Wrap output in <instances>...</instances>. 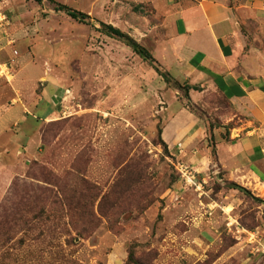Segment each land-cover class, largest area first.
I'll return each mask as SVG.
<instances>
[{
	"label": "rangeland",
	"instance_id": "rangeland-1",
	"mask_svg": "<svg viewBox=\"0 0 264 264\" xmlns=\"http://www.w3.org/2000/svg\"><path fill=\"white\" fill-rule=\"evenodd\" d=\"M0 24V264H264L258 182H186L159 133L192 105L103 26L149 50L153 0H0Z\"/></svg>",
	"mask_w": 264,
	"mask_h": 264
},
{
	"label": "crops",
	"instance_id": "crops-1",
	"mask_svg": "<svg viewBox=\"0 0 264 264\" xmlns=\"http://www.w3.org/2000/svg\"><path fill=\"white\" fill-rule=\"evenodd\" d=\"M153 4L158 16L154 45L143 47L192 105L175 109L162 139L194 179L217 167L232 180L264 181V0ZM261 188L255 186L260 197Z\"/></svg>",
	"mask_w": 264,
	"mask_h": 264
},
{
	"label": "trees",
	"instance_id": "trees-1",
	"mask_svg": "<svg viewBox=\"0 0 264 264\" xmlns=\"http://www.w3.org/2000/svg\"><path fill=\"white\" fill-rule=\"evenodd\" d=\"M37 2H41L42 0H36ZM59 10H66L68 12V14L73 17L74 19H77L79 21H86L89 16L87 14L84 13H78V12H73V11H69L67 10V8H65L64 6H59L58 7ZM103 26L108 29V32L111 35L117 36L119 38L124 39L125 41L129 42V45L133 48V50L135 51V53H137L138 55H140L142 58H144L146 61H149L152 65H154V59L151 56V54L149 53V51L147 49H145L143 46H141L140 44H138L134 39H132L128 34L122 32L120 29L115 28L111 25H105L103 24ZM156 70H159L158 68H156ZM159 138L164 146L165 151H169L168 146L166 145V143L164 142V140L162 139V130L159 133ZM233 186H237L236 184H232ZM130 263L131 264H140V262L134 257V254L131 253L130 254Z\"/></svg>",
	"mask_w": 264,
	"mask_h": 264
},
{
	"label": "built area",
	"instance_id": "built-area-1",
	"mask_svg": "<svg viewBox=\"0 0 264 264\" xmlns=\"http://www.w3.org/2000/svg\"><path fill=\"white\" fill-rule=\"evenodd\" d=\"M1 21H3V20H1ZM1 30H2V25L0 24V33H1ZM177 169L180 172V174L182 175V177L186 178L185 180L187 183H189V180H190V182H192L194 180L192 173L189 171V169L186 166H184L182 164H178ZM258 185H259V187L264 188V181H258Z\"/></svg>",
	"mask_w": 264,
	"mask_h": 264
}]
</instances>
